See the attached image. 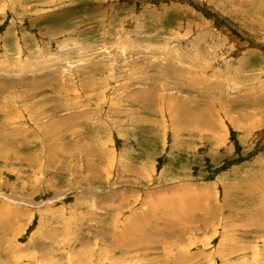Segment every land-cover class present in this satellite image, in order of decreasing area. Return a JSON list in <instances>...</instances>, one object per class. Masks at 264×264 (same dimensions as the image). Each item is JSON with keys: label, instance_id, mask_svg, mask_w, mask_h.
I'll use <instances>...</instances> for the list:
<instances>
[{"label": "rangeland", "instance_id": "374dc122", "mask_svg": "<svg viewBox=\"0 0 264 264\" xmlns=\"http://www.w3.org/2000/svg\"><path fill=\"white\" fill-rule=\"evenodd\" d=\"M0 264H264V0H0Z\"/></svg>", "mask_w": 264, "mask_h": 264}]
</instances>
